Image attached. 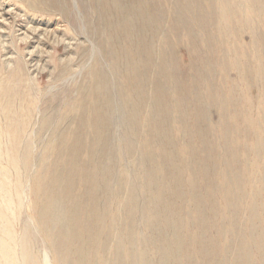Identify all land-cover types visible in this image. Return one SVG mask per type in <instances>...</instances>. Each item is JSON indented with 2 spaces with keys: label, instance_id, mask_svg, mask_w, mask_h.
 <instances>
[{
  "label": "rangeland",
  "instance_id": "obj_1",
  "mask_svg": "<svg viewBox=\"0 0 264 264\" xmlns=\"http://www.w3.org/2000/svg\"><path fill=\"white\" fill-rule=\"evenodd\" d=\"M263 8L264 0H0V248L9 251L0 249V264H64L68 251L52 247L53 226L39 214L59 156L62 173L76 168L72 218L96 213L88 229L100 225L87 246L69 244L79 258L213 264L198 250L205 244L221 264H264ZM103 96L101 131L65 149L63 137L77 140L74 120L90 124Z\"/></svg>",
  "mask_w": 264,
  "mask_h": 264
},
{
  "label": "bare ground",
  "instance_id": "obj_2",
  "mask_svg": "<svg viewBox=\"0 0 264 264\" xmlns=\"http://www.w3.org/2000/svg\"><path fill=\"white\" fill-rule=\"evenodd\" d=\"M32 1H34V0H32ZM92 1L93 0H90V2H92ZM56 3L58 4L59 2L56 1ZM263 11H264V8H263ZM228 18L230 20H232V19L234 20L233 14L232 13H229L228 14ZM203 28H206V26H204ZM101 103H103V104H106L107 103V96H103L102 99L97 100V102L93 105L95 108L92 110L91 116L89 117V120H90L89 123L90 124H87V123L81 121L80 123L82 124V126H78V120H80V118L77 117L74 120V122H75L74 127H75V131L77 132V140H76V143H72V142L70 143V141H74V138L73 139H69V140L67 139L66 140L65 139L66 137L65 138L63 137V140L66 142L65 149L68 148L69 150H71V152L75 151L76 149H81L82 148L81 147V145H82V137H83V135L85 134V132L88 129L90 130L91 134L99 133L101 131L102 126H103V123H102L103 122V119H100V115L99 114L97 116V111H99L101 109V107H102V104ZM10 108L14 110L13 105H9L8 108L5 109V112L7 114H10V118H13L14 119V117H15L14 111L11 112L10 111ZM148 112H149V109L148 108L143 113L141 111V113H142L141 116L148 117L147 116L148 115L147 114ZM5 117H6V120H7V116L6 115H5ZM13 119H10V124L9 125H11V127L14 128V131L12 129V131H13L12 132L13 133L12 141L15 143V146H16V145L19 144V140H18V135L19 134L18 135H14V134H16L15 126L17 125V123ZM147 122L149 123V125L151 124L150 121H149V119L142 120L140 122V124H147ZM251 123H253V122H251ZM154 129H156V127H153V130ZM78 130L81 133H79ZM9 132H8V134H9ZM155 141H157V140H155ZM141 143L142 142L140 141V146H141ZM162 152L164 153L163 150H162ZM25 154L27 155V153H25ZM64 162H65L64 159L59 156V157L56 158L55 164L52 163L48 167L50 169L48 171L47 177L45 178L46 179V183L44 184L42 191L44 190L45 192L47 191L48 193L52 192L53 194L57 193V197H53V196L51 197L47 193L48 196H47V198L45 197L44 201L42 202L41 213H39V214H41L42 221L45 224L48 223L49 225H52L53 226V232L49 235V238L51 237L53 239H56L57 241H56V243L52 247L55 248V245H57V243H60L63 246V248L66 251H68V253H62L64 264H81L80 260H79L80 263L76 261V260H78L79 256H77L75 254V251L72 248L71 249L69 248V246H70L69 244H71V241H73V242L75 240L78 241V239L79 240H82V242H84V241H86L87 239H90V238H95V239H96V237L98 238V229H100V225H98L96 228L95 227H93V228L90 227V229H88V225L87 224H90L91 225V221H95V220L98 219V216L96 215V213L94 215H84V220L82 221V223H76L75 220H74V218H72V216H71L72 215L71 210L75 207L73 205V202L75 201V199H74L75 192H77V190H78V186H77V182H78L77 179L78 178H77V173H76L75 166L72 167L73 169L71 170L70 173H62V171L59 170L58 165L59 164H62ZM52 166H54V168H52ZM3 181H4V179H3ZM182 184L184 185V183H182ZM182 184H181V181L178 182V183H176V185L171 189L172 196H175L176 197L178 195H181L180 193L183 190L182 189ZM49 196H50L52 202L50 201ZM92 197H93V195H91V194L88 195L87 200L91 202L92 201ZM3 198H4V196H3ZM180 211L181 210H179L178 212H180ZM180 216L181 215H178L177 216V221H178V223L180 225H182L183 224V221H182V219H180ZM37 217H38V215H37ZM0 219H2L1 216H0ZM181 227L182 226H180V228ZM186 233H188V232L186 231ZM8 235H9V233H8ZM240 236L241 235L238 236V239H239ZM1 242H0V245H1ZM94 242H96V241H94ZM3 245L5 247V244H3ZM87 245L88 244H86V246ZM89 245L92 246L90 243H89ZM241 245H243V244H240L238 246H241ZM204 247H205V244H203V245H201V246L198 247V250L200 252L204 251L203 261L204 262L210 261L213 264H221V262L219 260L217 261V260L214 259V257H213L214 254H211L209 251H206V249ZM0 249L3 250V247L0 248ZM4 250H6V249L4 248ZM7 251L8 250H6L5 252H7ZM1 254H2V252H1ZM8 254L9 253H7V256H9ZM122 254H123L122 251H118L117 250V252H116V256L117 257H119V258L122 257L123 258ZM75 256L78 257L76 260L74 259V258H76ZM128 256H130V255H128ZM4 258H5V255H4ZM6 258H5V261L7 262V259ZM9 258L10 257H8V259ZM80 258L81 259H84L82 264H91V263H89V261H88L87 258H85V257H83L81 255H80ZM12 260H14V259H11V262H12Z\"/></svg>",
  "mask_w": 264,
  "mask_h": 264
}]
</instances>
